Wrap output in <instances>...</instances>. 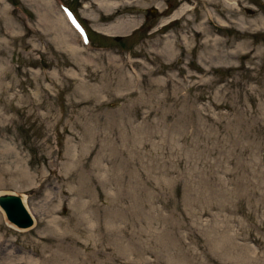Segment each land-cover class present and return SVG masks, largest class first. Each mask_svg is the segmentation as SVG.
Here are the masks:
<instances>
[{
	"label": "rangeland",
	"instance_id": "1",
	"mask_svg": "<svg viewBox=\"0 0 264 264\" xmlns=\"http://www.w3.org/2000/svg\"><path fill=\"white\" fill-rule=\"evenodd\" d=\"M236 2L0 0V194L34 215L0 219V262L60 240L54 264H264V0ZM51 214L77 244L40 234Z\"/></svg>",
	"mask_w": 264,
	"mask_h": 264
},
{
	"label": "bare ground",
	"instance_id": "2",
	"mask_svg": "<svg viewBox=\"0 0 264 264\" xmlns=\"http://www.w3.org/2000/svg\"><path fill=\"white\" fill-rule=\"evenodd\" d=\"M88 1H89V3H88L89 8L93 7L94 9H96L98 11L101 10L104 12H110L112 14H119L118 10L127 8L129 5L141 6V5L151 4V3H153L155 5V7H158L161 11L162 10L161 5L163 2V0H88ZM204 1H210V0H204ZM220 1L222 2L223 5H231L230 2L232 0H220ZM236 1L237 0H234V2H236ZM238 2H244V1H238ZM236 4H237V2H236ZM186 9L190 10L191 8L188 7L187 5L183 4L178 9L175 10L176 12L174 14L180 18L182 15L186 14ZM172 10H174V9H172ZM172 10L169 11V9H168V12H171ZM138 22H139V20H135V19H133V20L121 19L118 21V25L115 26V30L119 29L121 26L122 27L127 26L126 28L132 29L136 26V24ZM196 28L199 31L204 30L203 29V23H200ZM68 31L71 32V29H69V27H68ZM201 40H203L202 43H204V45L209 47L210 56L211 57L214 56L215 52H216L215 47L217 46V42H219V39L213 38V37L209 38L207 35H203L201 37ZM165 46L169 50L173 46V43L171 41H167L165 43ZM237 48H239V45L237 46ZM75 49L73 47H70V51H72V52H74ZM4 195H14V194H12V193L2 194V195L0 194V197L4 196ZM19 197H21V196H19ZM21 199H22V202L24 203L25 198L21 197ZM107 212H108L107 213L108 216H111V214H109L110 211L108 210ZM0 213H1L0 219L1 220L3 219L5 224L10 229H13L17 232L25 233V232L30 231V229H32V227H33V226H31L28 228H19L7 220L5 213H3V210H1V207H0ZM56 213L57 212H55V214ZM29 214H31L30 216H34L33 213H29ZM51 215L52 216L50 217V219L45 221L44 231L41 232L40 234L41 235L45 234L44 236H46V237L48 235H50V236L57 238V239L63 238L64 240H72L74 243L77 244L78 240L80 239L79 233H81L82 230H80L77 227H74L73 232H75V233H73V232L71 233L70 230H67L68 225H64L65 222H63V220H60L59 218L53 216V214H51ZM1 227L2 226L0 223V231H2ZM101 229L106 232L107 236H110L113 233V232H111V231H113V229H112V225L110 224V220H109L108 224L105 226V228L100 227L97 230L100 231ZM7 233L8 232L0 233V248L3 245H5L4 240H5V235ZM88 234L90 236H92L91 232H89ZM59 243H61L60 240H58V242L55 241L53 246H50L47 244H42V243L32 244V251H34L36 253V255L39 258V261L32 259L30 256H27V255L26 256L15 255L16 253H18L17 251H9V250H11V248H10L11 244L6 245L7 247L4 246L5 249L3 251L5 253L6 258L3 262H0V264H54V262L58 261L60 258L61 259H63V258L67 259V256L65 255V252H64V247H62V245ZM24 247H25V249H27V248L29 249L28 246L24 245ZM105 249H109L108 246H105ZM52 261H54V262H52ZM74 261L79 262V263L83 262L80 256H75ZM74 261H73V257H72V259L69 258L68 261H63V262H67L68 264H71V263L75 264Z\"/></svg>",
	"mask_w": 264,
	"mask_h": 264
},
{
	"label": "water",
	"instance_id": "3",
	"mask_svg": "<svg viewBox=\"0 0 264 264\" xmlns=\"http://www.w3.org/2000/svg\"><path fill=\"white\" fill-rule=\"evenodd\" d=\"M154 12L151 10V14ZM0 207L7 220L19 228H28L33 224V219L25 208L21 197L18 195H4L0 197Z\"/></svg>",
	"mask_w": 264,
	"mask_h": 264
},
{
	"label": "flooded vegetation",
	"instance_id": "4",
	"mask_svg": "<svg viewBox=\"0 0 264 264\" xmlns=\"http://www.w3.org/2000/svg\"><path fill=\"white\" fill-rule=\"evenodd\" d=\"M186 2H188V0H186ZM184 4L188 6L187 3H184ZM181 5H183V3H176L174 5H169V7H170L169 11L172 9H178Z\"/></svg>",
	"mask_w": 264,
	"mask_h": 264
}]
</instances>
